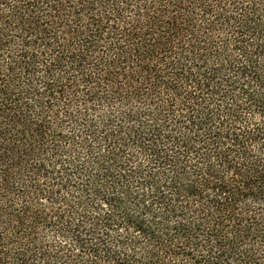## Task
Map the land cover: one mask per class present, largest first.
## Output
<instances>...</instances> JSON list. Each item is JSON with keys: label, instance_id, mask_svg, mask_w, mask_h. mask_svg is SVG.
I'll list each match as a JSON object with an SVG mask.
<instances>
[{"label": "trees", "instance_id": "1", "mask_svg": "<svg viewBox=\"0 0 264 264\" xmlns=\"http://www.w3.org/2000/svg\"><path fill=\"white\" fill-rule=\"evenodd\" d=\"M0 264H264V0H0Z\"/></svg>", "mask_w": 264, "mask_h": 264}]
</instances>
